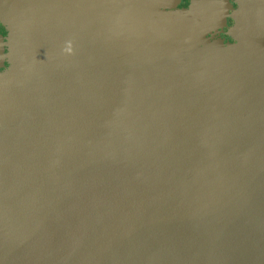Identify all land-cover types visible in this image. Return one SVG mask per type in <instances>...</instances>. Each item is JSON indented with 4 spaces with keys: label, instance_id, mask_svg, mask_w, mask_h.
Here are the masks:
<instances>
[{
    "label": "water",
    "instance_id": "1",
    "mask_svg": "<svg viewBox=\"0 0 264 264\" xmlns=\"http://www.w3.org/2000/svg\"><path fill=\"white\" fill-rule=\"evenodd\" d=\"M0 0V264H264V0Z\"/></svg>",
    "mask_w": 264,
    "mask_h": 264
},
{
    "label": "flooded vegetation",
    "instance_id": "2",
    "mask_svg": "<svg viewBox=\"0 0 264 264\" xmlns=\"http://www.w3.org/2000/svg\"><path fill=\"white\" fill-rule=\"evenodd\" d=\"M199 3L203 0H179L177 8L180 10H188L193 3ZM213 4L221 6V22L209 29L206 33V38L210 41H222L223 43H234L232 28L235 25L234 16L239 9V0H210ZM8 37L7 28L0 22V73L4 72L8 67Z\"/></svg>",
    "mask_w": 264,
    "mask_h": 264
}]
</instances>
